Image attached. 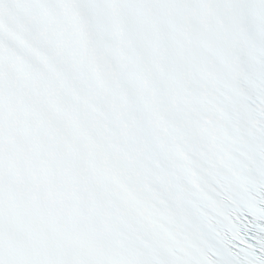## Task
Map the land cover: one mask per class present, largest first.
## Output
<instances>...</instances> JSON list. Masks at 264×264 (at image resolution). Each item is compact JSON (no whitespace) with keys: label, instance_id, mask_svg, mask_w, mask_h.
Returning <instances> with one entry per match:
<instances>
[{"label":"snow or ice","instance_id":"obj_1","mask_svg":"<svg viewBox=\"0 0 264 264\" xmlns=\"http://www.w3.org/2000/svg\"><path fill=\"white\" fill-rule=\"evenodd\" d=\"M0 264H264V0H0Z\"/></svg>","mask_w":264,"mask_h":264}]
</instances>
